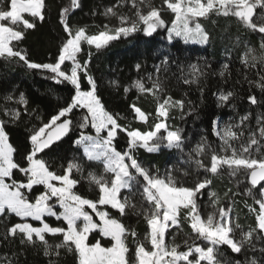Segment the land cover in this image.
<instances>
[{
    "label": "snow or ice",
    "instance_id": "1",
    "mask_svg": "<svg viewBox=\"0 0 264 264\" xmlns=\"http://www.w3.org/2000/svg\"><path fill=\"white\" fill-rule=\"evenodd\" d=\"M82 7V0H0V62L70 86L68 98L46 117L30 108L24 92L0 96V245L18 248L0 255V264H21L28 250L44 264H264V0H116L99 13L93 9V16L108 21L95 25L96 31L73 23ZM53 8L61 42L49 61H37L22 45ZM219 18L234 21L239 34L226 47L229 62L218 73L207 62L185 64L161 51L151 71L146 61L135 63L138 75L129 84L108 81L125 98L135 90L127 105L131 118L107 107L91 71L93 49L99 53L122 38L158 31L172 47L174 41L209 45L213 36L204 22ZM233 53L240 65L236 83L248 85L241 99L261 111L238 113L223 126L213 121L210 132L188 148L185 129L169 121L174 110L185 120L198 108L187 91L174 98L167 84L175 78L203 96L211 74L232 76ZM214 95L217 107L236 108V91ZM149 96L151 112L139 103ZM21 124L23 152L9 132ZM66 139L71 156L61 153ZM163 149L179 153L184 166L161 173L139 158L140 150ZM225 170L236 191L228 188L221 197L211 186ZM205 190L213 209L207 213Z\"/></svg>",
    "mask_w": 264,
    "mask_h": 264
},
{
    "label": "trees",
    "instance_id": "2",
    "mask_svg": "<svg viewBox=\"0 0 264 264\" xmlns=\"http://www.w3.org/2000/svg\"><path fill=\"white\" fill-rule=\"evenodd\" d=\"M66 2V0H61ZM116 3V0H82V9H77L73 16V23L80 25L91 26V31H96L95 25H102L105 22L104 18L97 14L92 15L93 9H96L99 13L103 11L105 6ZM159 3V0H157ZM124 11H129L126 7ZM57 9L53 8L52 15L46 18L43 23H38L36 29L29 30L26 40L23 42V47H26L30 53L32 59L37 61H49L57 53V47L61 42V36L63 35L61 26L58 23ZM110 23H116L115 20ZM208 30L212 33L213 41L209 45L198 44H184L183 41H174L175 47L168 44L165 36V32L158 31L152 37H145L143 34H137L127 39H121L112 42L110 47L96 53L93 49V56L91 61V71L100 81V93L103 97L107 107L114 111L119 112L121 115H129L127 105L130 101L135 99L136 92L133 89L127 94V98L122 91H117L108 86V81L119 80L121 84H129L131 81L137 78V72L134 69V65L137 62H145L147 70H152V65L158 63V59L155 53L161 51L170 50L173 57H178L179 60L185 64L197 63L204 64L207 62L212 66V72L218 73L221 66L229 62V57L226 55V47L231 46V42L235 40L238 32L237 25L231 19L225 20L219 18L217 23L213 24L211 21L204 22ZM255 41V37H252ZM232 70V76L230 78H221L218 74H211L207 80V87L203 96L193 86L189 88L182 83H177L175 78L169 80L167 87L174 98H181L182 93L187 91L188 99H190L194 105L198 108L199 119L196 118L197 114L188 116L185 120L180 119V114L177 110L172 112V119L169 123L175 126H180L185 129V136L189 137L188 148L195 145L200 139L201 134H208L210 132L212 122L220 120L222 123L229 121L231 118H237V114H244L246 111L251 110L253 115L259 111L260 108H250L246 99L248 94V85L241 80L240 84L236 83L237 70L240 68L239 61L235 59V53L230 64ZM175 70V69H174ZM70 86L57 85L50 80L43 79L40 75L35 73H28L25 69L18 65L5 66L3 62H0V96L7 92H12L16 96L20 92H24L30 100V108L38 109L41 115L45 117L52 113L59 105L63 104L69 96ZM234 90L239 95L235 101L236 108L233 109L230 105L224 107H217V98L214 93L219 91ZM256 94L259 95L258 90ZM140 105L147 111L154 110V101L151 96L144 98L141 97L139 101ZM131 118V117H130ZM122 123L124 121H121ZM253 125L255 120L252 121ZM9 132L11 134L10 139L14 146H17L21 152H23L26 146V131L25 125L21 124L17 127H10ZM209 139L219 143L218 139L214 136H209ZM118 146L123 148L125 146L124 139L120 138ZM74 149L71 146V142L67 139L62 145L61 153H67L71 156ZM139 158L146 164H151L159 167L161 173L166 168L176 165L183 167L184 165L180 161L179 153L176 151H168L166 149L161 150L159 153H147L144 150H140ZM232 188L236 191L232 178L227 174L225 170L224 174L219 177H213V184L211 190H215L223 197L224 192ZM81 191H87V185L81 186ZM208 190H205V195L201 198L206 205L204 212H211L213 209L209 205ZM237 200L243 199V197H237ZM223 203L227 201L222 200ZM251 203V201H249ZM242 205H237V208H241ZM244 212L241 213L240 222L245 223ZM134 222V221H133ZM250 222V221H249ZM143 223L139 225V230H143ZM188 229L185 227V232ZM180 239V238H178ZM18 250L14 244L0 245V255H11L12 251ZM21 264H44L42 256L36 255L32 250H28L27 258L21 257Z\"/></svg>",
    "mask_w": 264,
    "mask_h": 264
},
{
    "label": "rangeland",
    "instance_id": "3",
    "mask_svg": "<svg viewBox=\"0 0 264 264\" xmlns=\"http://www.w3.org/2000/svg\"><path fill=\"white\" fill-rule=\"evenodd\" d=\"M215 121H219L220 125L223 126L224 123H222L220 120H215Z\"/></svg>",
    "mask_w": 264,
    "mask_h": 264
}]
</instances>
